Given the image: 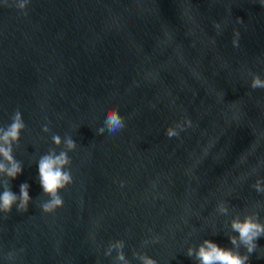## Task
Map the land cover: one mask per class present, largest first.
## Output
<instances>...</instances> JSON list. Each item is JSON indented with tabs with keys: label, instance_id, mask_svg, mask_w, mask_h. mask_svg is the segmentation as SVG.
I'll use <instances>...</instances> for the list:
<instances>
[{
	"label": "water",
	"instance_id": "95a60500",
	"mask_svg": "<svg viewBox=\"0 0 264 264\" xmlns=\"http://www.w3.org/2000/svg\"><path fill=\"white\" fill-rule=\"evenodd\" d=\"M17 3L0 0V126L22 113L14 155L23 172L11 187L19 194L28 183L32 201L27 212H0V264H113L115 251L104 252L117 239L131 264H140L134 249L159 264H196L189 245L232 247L236 212L264 220L254 208L264 194L252 187L264 178V89L249 74L264 77L259 0ZM109 107L127 126L97 135ZM186 118L192 125L167 137ZM53 133L78 146L64 205L45 213L38 160L64 149ZM221 201L227 216L216 212ZM153 236L160 242L142 245ZM257 243L251 264H264V237Z\"/></svg>",
	"mask_w": 264,
	"mask_h": 264
},
{
	"label": "clouds",
	"instance_id": "9594fccd",
	"mask_svg": "<svg viewBox=\"0 0 264 264\" xmlns=\"http://www.w3.org/2000/svg\"><path fill=\"white\" fill-rule=\"evenodd\" d=\"M7 5L8 0H4ZM30 0H18L17 7L21 10L27 9ZM259 3L264 7V0H259ZM27 12L25 11V15ZM218 33L221 31V24L214 22ZM240 32L236 30L233 38V45L239 46ZM213 43L215 41L213 40ZM251 88L264 89V77L258 73H251ZM50 123V122H49ZM102 127L96 129V134L101 135L105 131L109 135H116L122 131L127 122L125 117L121 115L118 108L109 107L104 112V118L100 123ZM192 121L186 118L185 122L178 121L174 126H169L166 129V135L169 138L178 137L180 131L186 126H191ZM27 125L23 119V115L19 110H16L11 117V123L6 127L0 126V212L10 214L13 207H16L18 212H27L32 197L29 194L30 185L22 183L20 192L16 194L12 191L11 181L16 179L23 172V162L19 161L14 155V146H19L22 131L26 130ZM44 132H51L48 125L43 127ZM52 141L56 146L64 145V149L57 153L55 148H50L46 154L40 156L38 160L39 182L43 189V194L49 199L40 204V208L45 213H53L58 208L63 207L64 199L61 190L65 189L69 184L73 183L71 172L72 159L69 152L74 151L78 144L71 135L62 138L59 134L53 133ZM123 186L124 181H120ZM257 193L264 194V178L257 179L252 185ZM255 209L264 208V204L257 202ZM216 212L221 215H229V205L225 201L219 202ZM7 218V216L5 217ZM231 231L227 234L232 247H221L211 239H204L198 246L189 245L186 255L196 261V264H251V255L259 247L257 241L264 237V220L260 218L259 210L245 211L243 215L236 212L230 220ZM216 233H214L215 235ZM160 236H153L151 241L145 239L142 242L143 246L151 243H159ZM126 241L117 239L110 241L104 255L113 257V264H131V260L127 258L124 251ZM241 248L245 249L241 252ZM133 257L140 264H159L158 260L147 252L133 250ZM9 259L15 258V253H8ZM98 264V262H97Z\"/></svg>",
	"mask_w": 264,
	"mask_h": 264
}]
</instances>
